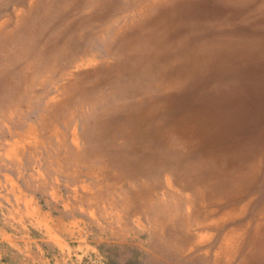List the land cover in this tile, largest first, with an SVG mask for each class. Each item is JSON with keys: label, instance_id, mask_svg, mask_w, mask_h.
<instances>
[{"label": "rangeland", "instance_id": "374dc122", "mask_svg": "<svg viewBox=\"0 0 264 264\" xmlns=\"http://www.w3.org/2000/svg\"><path fill=\"white\" fill-rule=\"evenodd\" d=\"M132 1L119 0L108 17L86 35L80 48L69 53V59L62 58V63L50 69L33 58L29 60L25 67L27 78L19 93L12 100L0 98V140L9 139L14 146L25 142L36 144L32 147V156L37 160L34 168L48 171L56 168L61 191L74 194V214L82 218L79 224L82 233L72 240L80 245H76L75 254L64 264H201L199 259L204 257V251L211 254L240 217L222 222L219 229L205 230L219 233L181 254L178 248L192 224V220L183 217L184 205L178 196L167 197L169 208L162 213L152 201H138L133 194L135 182L128 179L119 182L110 177L112 168L104 150L106 144L95 141L97 127L92 126L110 103L106 102L105 93L102 100L97 94L87 95L74 88L81 82L82 71H91L97 65L112 69L125 63L127 67L149 70L161 82L151 114L159 127L176 121L185 127L198 126L200 146L221 149L227 155L245 146H252L251 151L257 149V177L261 186L251 194L256 207L264 198V0H144L138 3V8H131ZM21 4V0H0V23L7 18L12 21V13ZM43 18L40 25L45 33L40 31L36 35L41 48L57 32L54 16ZM31 53L34 51L27 52ZM5 65L0 61V70ZM48 113L53 124L43 127L42 116ZM22 160V167L31 169L29 166L33 164H27L25 157ZM81 193L88 196L83 199ZM164 196L159 193L158 199ZM161 215L165 218L161 226H165L156 229L155 222L162 220ZM237 260L232 264H237Z\"/></svg>", "mask_w": 264, "mask_h": 264}, {"label": "bare ground", "instance_id": "6f19581e", "mask_svg": "<svg viewBox=\"0 0 264 264\" xmlns=\"http://www.w3.org/2000/svg\"><path fill=\"white\" fill-rule=\"evenodd\" d=\"M118 1L21 0V8L17 9L14 14L12 13L14 17L12 21H10L11 18H7L0 23V61H4L6 64L5 68L0 70V98L12 100L19 93L17 91H19L20 85L25 83L27 78L25 67L31 62H29L30 59L33 58L34 61L40 62L46 69H50L54 64L56 66L60 61L62 63V58L65 60L69 59V53L76 51L78 47L80 48V44L86 35H89L94 27L103 22V19L117 7ZM142 1L144 0H133L130 7L138 8V3ZM198 7H201V5ZM46 16H54L57 32H55L56 36L49 40L50 43L47 45L43 44L41 48L37 45L36 35L40 31L45 33V30L41 28L40 20ZM180 28L182 27L180 26ZM98 36L100 35L98 34ZM179 43L183 44V42ZM178 47L180 46L178 45ZM30 50H33L34 53L27 54ZM80 76L81 82L75 84V91L81 90L87 95L97 94L100 99L103 98L101 96L102 93H105V100L110 103L101 112V115L98 118L96 117L97 119L92 125H96L97 127L94 134L95 141L106 144L104 150L112 168L110 177L119 182L125 179L135 182L137 188L133 189V194L138 197V201H152L155 206L161 209L162 213L165 212L166 208H169L170 203L167 197L172 198L174 196L175 198L178 196L180 203L184 205L186 211L185 213L183 212V217L186 220H192V224L186 230L185 237L181 241V247L178 248L180 249V253L185 254L187 251H191L200 242L219 233L211 234L205 230L211 228L219 229L222 222L240 217L223 234L215 250L211 254L209 250L204 251V257H201L199 261H201V264H232L238 258L237 264H264V198L263 202H260L261 204L254 207L251 195L261 186V182L258 180L259 175L257 177L259 159L257 149L256 151L255 149L251 151L252 146H245L236 153L227 155L221 149L216 150L200 146V137L198 136L200 129L198 126L185 127L186 125L176 121L169 126L166 125L167 127L165 125V127H159L157 122H154L151 118V114H153L154 110L155 95L161 89V82L156 81V78L147 69L143 70L132 66L127 67L125 63L119 65L118 68L112 67V69L97 65L91 71H82ZM163 95L165 96V94ZM228 106L226 105V107ZM235 108L237 109V107ZM228 113L226 114L228 115ZM233 128L235 129V127ZM159 193L166 195V198L164 196V199H158ZM241 201L244 202L239 205ZM161 216L162 220L155 222L156 229L165 223L164 216Z\"/></svg>", "mask_w": 264, "mask_h": 264}, {"label": "crops", "instance_id": "0c3cea01", "mask_svg": "<svg viewBox=\"0 0 264 264\" xmlns=\"http://www.w3.org/2000/svg\"><path fill=\"white\" fill-rule=\"evenodd\" d=\"M49 116L43 127L53 124ZM32 144L0 140V264H64L80 245L72 241L82 233L74 194L61 191L56 168H34ZM24 157L31 169L22 167Z\"/></svg>", "mask_w": 264, "mask_h": 264}, {"label": "trees", "instance_id": "16d2710c", "mask_svg": "<svg viewBox=\"0 0 264 264\" xmlns=\"http://www.w3.org/2000/svg\"><path fill=\"white\" fill-rule=\"evenodd\" d=\"M109 264H118V263H109ZM121 264H130L129 262H124V263H121Z\"/></svg>", "mask_w": 264, "mask_h": 264}]
</instances>
